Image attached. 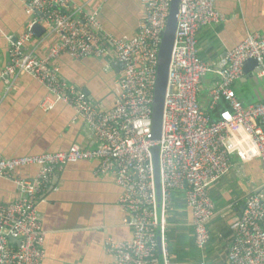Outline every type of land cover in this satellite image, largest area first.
<instances>
[{"label":"built area","instance_id":"2783aa9c","mask_svg":"<svg viewBox=\"0 0 264 264\" xmlns=\"http://www.w3.org/2000/svg\"><path fill=\"white\" fill-rule=\"evenodd\" d=\"M20 1L28 21L25 32L11 41L0 81L11 87L20 76H30L46 91L40 110L70 108L72 120L83 123L95 146L73 144L65 151L13 158L0 155V179L20 190L13 203L0 201V264H42L45 232L37 198L55 171L79 161H95L96 174L111 176L120 188L117 203L128 216L132 236L128 241L105 243L111 264H171L166 232L175 191L185 193L195 246L205 253L208 224L214 217L209 190L230 172L232 157L241 164L258 161L264 171V102L244 104L233 89L247 60L259 67L264 64V35L248 34L220 62L204 63L198 57V33L225 18L215 9V0H179L161 135L152 140L157 56L170 0H140L137 31L131 37L115 36L102 27L98 17L107 0ZM33 27L42 29L38 38ZM43 45L48 47L38 56ZM63 55L73 60L103 59L106 70L117 69L111 109L100 110L93 99L65 82L58 63ZM207 75L216 81L207 89V108H202L198 96ZM258 76L264 77L263 69ZM221 103L226 109L214 119L211 114ZM30 168L36 173L26 179L22 173ZM230 230L227 263L264 264V187L246 198Z\"/></svg>","mask_w":264,"mask_h":264},{"label":"crops","instance_id":"0c3cea01","mask_svg":"<svg viewBox=\"0 0 264 264\" xmlns=\"http://www.w3.org/2000/svg\"><path fill=\"white\" fill-rule=\"evenodd\" d=\"M115 3L107 0L103 5L98 17L102 27L115 36H133L140 18V0H128L132 9L124 16L116 15ZM215 9L225 20L199 31L197 49L202 62L218 63L246 35H264V0H215ZM27 21L20 0H0V71L8 63L11 41L25 32ZM47 47L43 45L38 56H43ZM58 63L67 84L78 87L100 110L113 107L119 78L117 69L106 70V61L94 57L73 60L63 55ZM260 68L264 70V64ZM258 73L251 68L234 83L235 94L244 104L264 102V77ZM215 81L212 75L202 80L198 96L202 108H207V89ZM45 95V89L27 75L20 76L11 87L0 81L3 158L65 151L73 144L84 148L95 146L83 123L72 120L70 108L58 105L50 112L40 110ZM262 128L264 131V123ZM231 164L230 172L209 190L214 217L208 224L209 243L205 253L196 250L185 193H172L167 214L171 264H201L203 259L204 264H228L226 257L233 237L231 222L241 213L246 198L264 187V171L258 161L241 164L232 157ZM96 165L95 161H79L63 166L53 173L47 189L37 198L45 232L42 264H111L105 243L131 238L132 229L126 224L128 216L117 203L120 188L111 176L97 175ZM35 173L36 169L30 168L22 176L31 179ZM19 192V187L0 179L2 203H13Z\"/></svg>","mask_w":264,"mask_h":264},{"label":"water","instance_id":"95a60500","mask_svg":"<svg viewBox=\"0 0 264 264\" xmlns=\"http://www.w3.org/2000/svg\"><path fill=\"white\" fill-rule=\"evenodd\" d=\"M178 4H179V0H170L166 25L162 34L161 43L159 46V51L157 56V70H156V79H155L154 96L152 102V114H151L152 140H158L161 135L164 96H165V90L167 84L170 55L175 37ZM32 32L36 36H39L42 33V29H40L39 27H33ZM251 68L257 69V73L261 70V68L257 65V63L254 60L249 59L243 64V72L247 73L249 70H251ZM152 154H153L155 184L157 189V195H159L158 148L156 147L153 148ZM10 241L16 244L20 243V241H16V240H10Z\"/></svg>","mask_w":264,"mask_h":264},{"label":"rangeland","instance_id":"374dc122","mask_svg":"<svg viewBox=\"0 0 264 264\" xmlns=\"http://www.w3.org/2000/svg\"><path fill=\"white\" fill-rule=\"evenodd\" d=\"M115 6L114 9L116 10L117 16H124L129 13V11L132 9V6L128 3V0H114Z\"/></svg>","mask_w":264,"mask_h":264},{"label":"trees","instance_id":"16d2710c","mask_svg":"<svg viewBox=\"0 0 264 264\" xmlns=\"http://www.w3.org/2000/svg\"><path fill=\"white\" fill-rule=\"evenodd\" d=\"M60 75H61V77L63 78V76H62V74H61V71H60ZM64 79V78H63ZM65 80V79H64ZM66 82V81H65ZM67 83V82H66ZM70 85V84H69ZM70 86H73V85H70ZM222 105H220V109L219 110H217L216 109V111H214L211 115H212V117L215 119L216 118V116H217V114L219 113V111H221V110H223V109H226L225 108V105H224V103H221ZM166 239H167V232H166ZM196 250H197V248H196ZM168 251V250H167ZM199 253H201L202 254V252L201 251H199V250H197ZM168 255H169V258H171L170 257V254H169V251H168ZM201 257V256H200ZM158 259H159V261H161L162 260V257H161V255H158Z\"/></svg>","mask_w":264,"mask_h":264}]
</instances>
